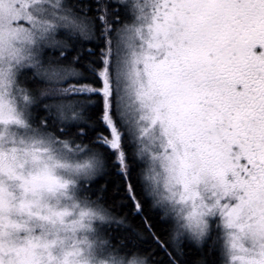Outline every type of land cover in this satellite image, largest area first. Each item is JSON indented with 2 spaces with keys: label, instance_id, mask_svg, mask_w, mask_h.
Returning <instances> with one entry per match:
<instances>
[{
  "label": "snow or ice",
  "instance_id": "obj_1",
  "mask_svg": "<svg viewBox=\"0 0 264 264\" xmlns=\"http://www.w3.org/2000/svg\"><path fill=\"white\" fill-rule=\"evenodd\" d=\"M264 264V0H0V264Z\"/></svg>",
  "mask_w": 264,
  "mask_h": 264
},
{
  "label": "clouds",
  "instance_id": "obj_2",
  "mask_svg": "<svg viewBox=\"0 0 264 264\" xmlns=\"http://www.w3.org/2000/svg\"><path fill=\"white\" fill-rule=\"evenodd\" d=\"M99 259L103 260V261H104V264H111V261L108 260V259H105L104 257H100ZM134 259H135L136 261H139V260L143 259V257H135V258H133V257H128V258H127V261H126V264H132V261H133Z\"/></svg>",
  "mask_w": 264,
  "mask_h": 264
}]
</instances>
